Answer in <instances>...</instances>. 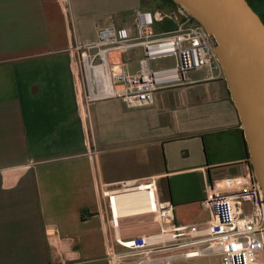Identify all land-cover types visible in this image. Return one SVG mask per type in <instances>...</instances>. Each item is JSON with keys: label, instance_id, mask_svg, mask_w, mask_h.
Here are the masks:
<instances>
[{"label": "crops", "instance_id": "1", "mask_svg": "<svg viewBox=\"0 0 264 264\" xmlns=\"http://www.w3.org/2000/svg\"><path fill=\"white\" fill-rule=\"evenodd\" d=\"M125 4L130 18L114 21L104 0H0V264H218L213 255H188L196 245L182 238L145 256L108 234L129 239L158 230L146 195L132 192L115 196L111 231L102 191L120 182L155 177L156 200L170 203L175 225H190L209 217L206 184L252 168L225 76L209 79L204 67L158 85L150 104L85 100L75 46L110 24L133 35L137 9L176 8L166 0ZM174 26L164 18L153 30ZM126 54L137 63L133 71ZM142 55L140 47L122 55L130 73ZM109 240L117 261L107 256Z\"/></svg>", "mask_w": 264, "mask_h": 264}, {"label": "built area", "instance_id": "2", "mask_svg": "<svg viewBox=\"0 0 264 264\" xmlns=\"http://www.w3.org/2000/svg\"><path fill=\"white\" fill-rule=\"evenodd\" d=\"M164 18L174 22V29L155 33L154 22ZM132 26L133 35L114 24L99 27L95 40L75 46L87 102L121 97L128 105H145L153 102L158 85L180 83L189 70L204 67L209 79L224 76L213 39L182 6L176 4L174 10L165 13L137 9ZM138 47L142 48L143 55L138 61V70L130 73L122 55ZM166 55L175 56V66L153 70L151 60ZM132 192L146 193L148 209L158 218V230L155 234L129 239L108 231L113 243L146 256L153 246L182 238L184 243L196 245L188 252L191 256L213 255L218 258V264H264V195L252 168L243 175L223 176L206 184L202 204L209 217L190 225H175L169 213L170 203L156 200L155 177L141 182H120L114 189L102 191L110 208L111 231L118 225L115 196ZM111 244L109 240L107 256L117 261L120 255L111 250Z\"/></svg>", "mask_w": 264, "mask_h": 264}, {"label": "water", "instance_id": "3", "mask_svg": "<svg viewBox=\"0 0 264 264\" xmlns=\"http://www.w3.org/2000/svg\"><path fill=\"white\" fill-rule=\"evenodd\" d=\"M213 39L264 195V23L247 0H173Z\"/></svg>", "mask_w": 264, "mask_h": 264}, {"label": "rangeland", "instance_id": "4", "mask_svg": "<svg viewBox=\"0 0 264 264\" xmlns=\"http://www.w3.org/2000/svg\"><path fill=\"white\" fill-rule=\"evenodd\" d=\"M82 0H74V2H78L79 4L81 3ZM88 3L92 0H86ZM128 0H104L106 5H108V8L114 10L111 13L108 14V18H112L114 21L121 20L122 18L128 19L130 18L131 14L128 13V11L121 10L124 9L125 7V2ZM252 4V6L255 8V10L258 12L259 16L261 17L262 21L264 22V0H247ZM131 2V1H130ZM90 8V7H89ZM94 9L92 6L90 9ZM121 10V11H119ZM94 20V17L93 19ZM96 23L104 20L103 17H98V19H95ZM119 29V27H117ZM125 60L130 61V56L129 54L125 55ZM154 62H157V65H154ZM176 63V58L174 55H166L162 57H157L153 60H151V65L155 67H161V66H173ZM136 61H130V69L133 71L134 68H136ZM245 209H247V206H245Z\"/></svg>", "mask_w": 264, "mask_h": 264}, {"label": "trees", "instance_id": "5", "mask_svg": "<svg viewBox=\"0 0 264 264\" xmlns=\"http://www.w3.org/2000/svg\"><path fill=\"white\" fill-rule=\"evenodd\" d=\"M168 3H170L171 5H176L175 3H174V1L173 0H166ZM248 2V1H247ZM249 4H250V6L253 8V10L254 11H256L255 10V8L252 6V4L250 3V2H248ZM256 13L258 14V12L256 11ZM259 15V14H258ZM261 18V17H260ZM264 23V22H263ZM84 212H83V214H82V217L84 218Z\"/></svg>", "mask_w": 264, "mask_h": 264}, {"label": "bare ground", "instance_id": "6", "mask_svg": "<svg viewBox=\"0 0 264 264\" xmlns=\"http://www.w3.org/2000/svg\"><path fill=\"white\" fill-rule=\"evenodd\" d=\"M141 193H144V192H141ZM145 195H146V193H144ZM146 197H147V199H148V201H149V198H148V196L146 195Z\"/></svg>", "mask_w": 264, "mask_h": 264}]
</instances>
